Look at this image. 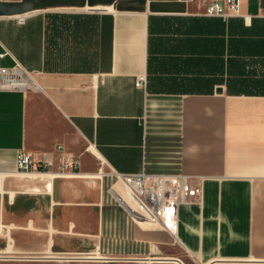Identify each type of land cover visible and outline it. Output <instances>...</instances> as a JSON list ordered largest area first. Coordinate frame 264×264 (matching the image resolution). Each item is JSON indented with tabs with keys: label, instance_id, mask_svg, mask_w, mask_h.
<instances>
[{
	"label": "crops",
	"instance_id": "1",
	"mask_svg": "<svg viewBox=\"0 0 264 264\" xmlns=\"http://www.w3.org/2000/svg\"><path fill=\"white\" fill-rule=\"evenodd\" d=\"M117 1L0 0V66L27 72L0 89V219L14 228L0 253L264 264V0L228 16L205 14L214 0ZM19 149L51 170L17 171ZM59 155L78 171L55 173ZM141 172L200 179L172 229L111 190Z\"/></svg>",
	"mask_w": 264,
	"mask_h": 264
},
{
	"label": "built area",
	"instance_id": "2",
	"mask_svg": "<svg viewBox=\"0 0 264 264\" xmlns=\"http://www.w3.org/2000/svg\"><path fill=\"white\" fill-rule=\"evenodd\" d=\"M239 13V0H214L206 4L205 14L228 16ZM5 55L0 51V57ZM27 72L19 64L11 67L0 66V89H15L25 84ZM146 76L137 75L135 84L146 85ZM62 152V146L59 145ZM16 170L20 172H38L51 170V164L45 160H36L32 154L19 149L15 158ZM79 165L76 160L59 155L55 163L57 173L76 172ZM116 181H121L129 191V204H123L131 211L133 218L150 219L161 223V227L172 229L178 208L196 201L201 194L200 179L188 174H137L115 173Z\"/></svg>",
	"mask_w": 264,
	"mask_h": 264
},
{
	"label": "rangeland",
	"instance_id": "3",
	"mask_svg": "<svg viewBox=\"0 0 264 264\" xmlns=\"http://www.w3.org/2000/svg\"><path fill=\"white\" fill-rule=\"evenodd\" d=\"M126 1V0H123ZM157 2L159 0H145V2ZM109 6L108 8H98V9H108V10H112V5L107 4V3H97L95 4V6ZM95 6H93L95 8ZM86 9H89L91 7L89 6H85ZM79 62H76L74 64L71 65V67L76 68V67H81L83 61H81V59H79ZM55 173L56 170H55ZM118 182L116 181V178H114L113 183ZM1 216V213H0ZM1 218V217H0ZM7 224V219H0V248H4V246L8 243H10L11 240V236L13 235V231L14 228L9 226V225H5ZM12 234V235H10ZM15 256V255H20V254H11V253H0V264H172V263H151V262H146L147 260H143V259H112V260H97V261H90V260H67V261H57V262H47V261H34V262H29V261H25V260H17V259H6L5 257L7 256ZM34 256H44V255H34ZM10 258V257H9ZM212 264H221V263H216L215 261L211 262ZM185 264H199L198 262H194L193 260L189 259L185 260ZM202 264V263H201ZM229 264H234V263H229ZM239 264H257L256 262H250V261H243ZM262 264V263H261Z\"/></svg>",
	"mask_w": 264,
	"mask_h": 264
},
{
	"label": "bare ground",
	"instance_id": "4",
	"mask_svg": "<svg viewBox=\"0 0 264 264\" xmlns=\"http://www.w3.org/2000/svg\"><path fill=\"white\" fill-rule=\"evenodd\" d=\"M100 6V5H99ZM97 7V6H95ZM109 6H104L102 8H108ZM26 81V78H25ZM36 172V171H34ZM39 172V171H38ZM43 172V171H41ZM111 190L116 194V196H118V198L121 199V201H123L126 205L129 204V191L127 189V187L121 183V181L115 182L111 185ZM124 204V205H125ZM137 221H139L140 223L147 225V226H157V227H161V223L157 222V221H153L150 219H138ZM175 222V221H174ZM173 222V223H174ZM167 229V228H166ZM90 257V256H89ZM93 257V256H92ZM98 257V256H97ZM92 259V258H91ZM216 262V261H215Z\"/></svg>",
	"mask_w": 264,
	"mask_h": 264
},
{
	"label": "water",
	"instance_id": "5",
	"mask_svg": "<svg viewBox=\"0 0 264 264\" xmlns=\"http://www.w3.org/2000/svg\"><path fill=\"white\" fill-rule=\"evenodd\" d=\"M114 0H88V4L89 5H92V4H94V3H96V2H102V3H107V4H109V3H112ZM131 1H135L136 3H144L145 2V0H126V1H123V0H118L117 2L118 3H115V4H117V8H125V7H129V6H131V5H128V3L129 2H131ZM220 91V89H218V92ZM119 199V201H120V203H121V205L127 210V212L131 215V216H133V214L131 213V211L123 204V202L121 201V199L120 198H118ZM24 258H51V257H45V256H40V257H24ZM158 260H176V259H158ZM210 264H212V263H210Z\"/></svg>",
	"mask_w": 264,
	"mask_h": 264
}]
</instances>
